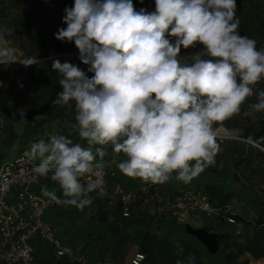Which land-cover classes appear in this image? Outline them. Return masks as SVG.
<instances>
[{
    "label": "clouds",
    "instance_id": "clouds-1",
    "mask_svg": "<svg viewBox=\"0 0 264 264\" xmlns=\"http://www.w3.org/2000/svg\"><path fill=\"white\" fill-rule=\"evenodd\" d=\"M236 7V0H155L149 13L135 10L132 0H74L64 10L67 27L55 38L74 42L93 75L53 60L62 91L52 105L74 102L73 127L87 147L46 134L47 140L31 144L30 159L39 163L28 182L51 174L62 195L47 187L43 195L83 210L92 204L91 193L105 194L102 176L81 182L105 166L103 146L125 155L117 164L122 174L153 184H164L173 174L189 183L213 164L221 150L214 125L238 114L254 94L257 102L250 109L264 111V90L254 93L264 79V49L238 31ZM7 32L0 27V43H7ZM197 44L202 49L183 62L181 48ZM17 62L38 63L0 47V65ZM19 114L24 118V110Z\"/></svg>",
    "mask_w": 264,
    "mask_h": 264
},
{
    "label": "trees",
    "instance_id": "trees-1",
    "mask_svg": "<svg viewBox=\"0 0 264 264\" xmlns=\"http://www.w3.org/2000/svg\"><path fill=\"white\" fill-rule=\"evenodd\" d=\"M236 4V17L240 21L238 31L242 36L254 39L258 50L264 49V0H236ZM0 5L3 12V9L6 7L5 1L0 0ZM133 5L135 8V3H133ZM58 7L60 11L65 14L64 10L68 6L65 3H58ZM135 10L137 9L135 8ZM13 22L16 31L21 33L20 35L26 34L32 46L31 51L23 48L24 52L29 57L34 53H38L43 57L44 55L74 50L73 42H62L55 38L60 28L56 31L52 30L47 32L43 28L38 27L28 16L14 17ZM170 39L174 40V38ZM50 46L52 47L51 51H49ZM202 47V45L197 44L195 47H190L188 49L181 48L179 58L183 62L190 63L191 54L200 51ZM185 55L187 56L186 59H184ZM53 60L56 59L37 60L38 63L28 67L18 63L7 66L0 65V130L3 134L4 143L10 144L20 137L22 138L29 135H37L39 137L38 139L47 140L48 136L45 134L46 125L58 121L61 122V125L53 130V132L47 134L64 135L72 139L73 143H80L83 147H87L86 141L79 137L78 128L73 127L76 123L74 102H70V105L65 107L52 105V101L56 98L57 93L62 91L59 85L61 77L58 72L52 69ZM59 60L61 63L69 62L77 65L89 78L93 75V73L88 70L90 66L83 64L81 61L60 58ZM262 90H264V79L254 86V93ZM256 102L257 96L255 94L248 97L241 106V110L238 114L218 124L224 125L231 131H235L239 128L241 129V132H239L240 137L251 139L264 147V111L255 112L250 109V105ZM21 109L24 110V118L20 117L19 113ZM17 125L22 126L20 134L16 130ZM103 147L112 150V145L110 144ZM22 153H18L12 158ZM37 161L39 160L37 159ZM1 162L4 161H0V163ZM95 162H99V160ZM117 164L118 163L109 165V163H104L107 167L117 169L120 173V179H123V177L126 178V186L133 187V178L122 174ZM120 179L117 178L118 181H120ZM53 184L58 185L53 182L49 176L41 180L37 189L42 192L43 188ZM205 190L207 191L212 205L218 208H223L228 200L235 195L234 190L223 192L220 188L213 185H206ZM95 194L99 196L97 193ZM99 197L102 203L107 206V210L105 211L98 209L99 219L102 222H107L108 230L113 237L111 252L108 257L109 261L107 260L109 264H114V262L117 261L114 255L115 250L121 251L126 243L134 241L130 237L128 229L137 225L143 227V231L138 238L135 239L139 248L138 251L144 254L142 264H154L156 261L165 264H177V261H182L183 264H189L188 258L190 256L194 257L191 264H206L203 249L192 241L184 238L172 239L166 235L153 233L150 230L152 224L161 226L177 224L159 218L141 209L139 206L133 207L128 216H123L118 202L109 203L104 197ZM56 208L57 204L49 211L47 219L54 224L62 239V232L57 228L56 223H54L52 219ZM74 209L78 210L76 207H74ZM108 216H111L112 220H108ZM232 218H234L236 222H241L254 228V235L247 243L245 242L242 244L226 233H219L218 241L221 244V249L218 253L219 264H248L246 258L242 259L245 252H249L255 258L264 257V247H261V239L257 235L258 227L264 224V220L258 217L255 221H249L238 214L232 215ZM75 251L86 257L90 263L106 261L103 258V255H105L104 250L101 257L85 252L82 254L79 253V250ZM36 256L35 254V258ZM59 261L67 262L69 260L66 258L57 259V262ZM251 264L264 263L260 260H256L252 261Z\"/></svg>",
    "mask_w": 264,
    "mask_h": 264
},
{
    "label": "rangeland",
    "instance_id": "rangeland-1",
    "mask_svg": "<svg viewBox=\"0 0 264 264\" xmlns=\"http://www.w3.org/2000/svg\"><path fill=\"white\" fill-rule=\"evenodd\" d=\"M6 7L3 9L0 5V27L8 29L5 36L7 43H0L1 47H10L15 50L16 54L20 56V59L29 58L24 52L26 50H32V46L26 36V34L20 35L16 31L14 26V17L28 16L36 25L43 28L45 31H56L59 28H66L67 25L63 23V16L58 7V3H65L68 7L74 5V0H4ZM135 3L137 10L146 9L147 12L155 11V0H132ZM74 44V42H73ZM51 46L49 51H51ZM31 57H42L38 53H34ZM42 60L46 59H66L80 61L79 50L74 44L73 51H62L54 54L44 55ZM187 56H184L186 59ZM20 64L19 62H17ZM89 66V65H88ZM61 122H51L46 125L45 134L53 132ZM21 125H17L16 130L21 133ZM223 128L227 135L217 136V143L220 145V151L215 157L213 164L205 168L197 177L191 182L184 183L173 178L164 183L158 184V190L163 194H174V192L180 187H195L205 190L206 185H213L220 188L223 192L228 190H234L235 195L229 199L223 208H220V213L217 217L213 218L210 229L225 230L221 233H226L231 238L236 239L241 232L231 228V225H236V221L230 222L228 217L232 215H240L249 221H255L258 216V208L260 204L252 195V191L255 189L264 190L260 186H264V149L239 137L241 129L231 131L222 124H215L214 129ZM224 137V138H223ZM36 136L20 137L15 142L6 144L4 143L3 134L0 130V161L10 160L18 153L25 152L30 155L31 144L38 142L40 139ZM106 155L103 158V163H119L126 159L124 154L114 153L112 150L104 147ZM100 160L99 157H97ZM97 160V161H98ZM115 161V162H113ZM49 191L55 190L58 196H61V190L58 185L53 184L47 187ZM257 190V192H258ZM260 191V190H259ZM256 192V193H257ZM92 197V204L85 207L83 210H76L73 206L58 205L52 216L53 222L56 223L57 228L62 232V239L69 245L73 246L74 250H79V253L85 252L88 254L97 255L101 257L103 255L105 262H108V257L111 252V242L113 237L108 230L107 222H102L98 216V209L103 211L107 210V206L102 203L100 197L95 193L90 194ZM108 220H112L111 216H108ZM205 218L194 220L189 223L192 227H199L204 223ZM180 228V235H176L172 230ZM264 228L262 225L258 227V236L261 239V247H264ZM254 228L251 227V233L246 240V243L253 237ZM151 232L160 235H166L169 238H184L192 241L203 249L204 259L206 264H219L218 253L210 254L206 248L196 238L187 234L184 231L183 225H171L161 226L152 224L150 227ZM143 231V227L140 225L130 227L128 232L133 242L126 243L121 251L115 250V256L117 261L114 264H125L128 258L136 251L139 250L135 241L136 238ZM101 250V251H100ZM100 251V252H99ZM36 258L34 264H73L70 261L57 262V259L53 253L48 249L40 248L36 251ZM77 252V251H76ZM81 255V254H80ZM61 259V258H59ZM108 260V261H107ZM63 262V263H62ZM109 263V262H108ZM154 264H165L160 261L154 262Z\"/></svg>",
    "mask_w": 264,
    "mask_h": 264
},
{
    "label": "built area",
    "instance_id": "built-area-1",
    "mask_svg": "<svg viewBox=\"0 0 264 264\" xmlns=\"http://www.w3.org/2000/svg\"><path fill=\"white\" fill-rule=\"evenodd\" d=\"M38 163L25 152L0 163V264H34L40 243L56 258H66L74 264H109L88 262L60 238L54 224L47 219L56 203L37 189L44 177L28 182L34 175L33 166ZM97 176L104 180L102 197L109 203L118 202L123 216L139 206L159 218L184 226L194 220L217 217L220 213V208L213 206L207 192L200 188L180 187L168 195L158 190V184L140 178H133L134 186L128 187L126 178L120 179L117 169L107 166L94 168L81 182ZM228 220L235 221L231 216ZM143 260L144 254L136 251L125 264H142Z\"/></svg>",
    "mask_w": 264,
    "mask_h": 264
},
{
    "label": "crops",
    "instance_id": "crops-1",
    "mask_svg": "<svg viewBox=\"0 0 264 264\" xmlns=\"http://www.w3.org/2000/svg\"><path fill=\"white\" fill-rule=\"evenodd\" d=\"M113 162H115V161H113ZM110 164L113 165L114 163L111 162V163H109V165ZM260 188H264V186L261 185ZM255 190H256L255 192L252 191V195L258 201V203L260 204V206L258 208V216H259V218L264 220V190H261V189H259L260 191L258 189H255ZM257 190H258V192H257ZM212 221H213V218H206L204 220V223L202 225H200L199 227H204L208 231L217 232L218 234L225 230L223 227L222 228L220 227V229H215V230L214 229H210V227L212 225L211 224ZM231 228L235 229L236 231L241 232V234L236 239H237V241H239L242 244L246 242V240L248 239V236L251 233V226L245 225L244 223H241V222L236 223L235 226L231 225ZM172 231H173L174 234L180 235L179 234L180 233V228L179 227L175 228ZM39 246H40V248H44L45 249V246H43L41 243L37 244V248L36 249H39ZM243 258H246L248 260V264H251L252 261H256V260H260L262 263H264V257L255 258L249 252H245L244 255L242 256V259Z\"/></svg>",
    "mask_w": 264,
    "mask_h": 264
},
{
    "label": "water",
    "instance_id": "water-1",
    "mask_svg": "<svg viewBox=\"0 0 264 264\" xmlns=\"http://www.w3.org/2000/svg\"><path fill=\"white\" fill-rule=\"evenodd\" d=\"M46 57H38L37 60H41ZM240 137V136H239ZM242 138V137H240ZM249 142H252L253 144L259 146L260 148L264 149V147L260 146L259 144L255 143L253 140L248 138H243ZM184 231L196 238L203 246L206 248V250L210 254H214L217 252L219 248V241H218V233L217 232H210L204 227H192L189 224L184 225Z\"/></svg>",
    "mask_w": 264,
    "mask_h": 264
},
{
    "label": "bare ground",
    "instance_id": "bare-ground-1",
    "mask_svg": "<svg viewBox=\"0 0 264 264\" xmlns=\"http://www.w3.org/2000/svg\"><path fill=\"white\" fill-rule=\"evenodd\" d=\"M216 133H217V136H221V135L225 136V135H227V132H225L221 127L216 129Z\"/></svg>",
    "mask_w": 264,
    "mask_h": 264
}]
</instances>
